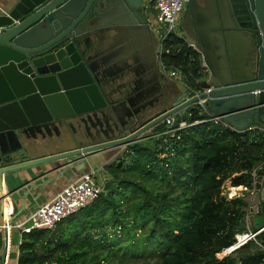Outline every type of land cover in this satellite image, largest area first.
<instances>
[{
	"label": "water",
	"instance_id": "water-1",
	"mask_svg": "<svg viewBox=\"0 0 264 264\" xmlns=\"http://www.w3.org/2000/svg\"><path fill=\"white\" fill-rule=\"evenodd\" d=\"M142 1L10 0L0 8V224L5 207L7 225L23 212L27 193L17 208L19 188L10 189L17 177L37 166L43 175L55 173L52 179L88 172L107 163L110 151L147 138L166 117L199 109L233 130L264 134V0H219L194 23L187 4L179 22L183 39L202 56L206 87H177L176 102L137 130L133 119L121 123L113 98L119 91L105 75L112 57L101 41L110 17L132 30L129 36L147 26ZM80 128L120 135L67 145ZM257 173L248 214L264 242V165Z\"/></svg>",
	"mask_w": 264,
	"mask_h": 264
},
{
	"label": "trees",
	"instance_id": "trees-1",
	"mask_svg": "<svg viewBox=\"0 0 264 264\" xmlns=\"http://www.w3.org/2000/svg\"><path fill=\"white\" fill-rule=\"evenodd\" d=\"M164 42L163 65L179 71L188 88H205L199 52L183 37ZM208 118L199 109L188 112V123ZM166 129L154 127L104 164V190L93 203L53 230L22 233L16 264H264L258 237L216 257L236 234L251 230L247 198L226 200L221 190L228 179L252 188L251 172L264 163L263 132L213 120L174 134ZM2 254L0 233V262Z\"/></svg>",
	"mask_w": 264,
	"mask_h": 264
},
{
	"label": "flooded vegetation",
	"instance_id": "flooded-vegetation-1",
	"mask_svg": "<svg viewBox=\"0 0 264 264\" xmlns=\"http://www.w3.org/2000/svg\"><path fill=\"white\" fill-rule=\"evenodd\" d=\"M217 1L219 0H186L182 13L189 4L194 16L192 23H194L199 14L208 11L212 3L215 4ZM224 9L226 10V6ZM141 13L148 20V24L139 28L132 36H129L132 30L112 25L111 22L116 17H110V22L107 24L108 29L103 31L101 41L106 50L105 53H110L112 57L111 68L107 69L105 75L112 83L111 85L119 91L113 97L115 103L119 104L118 108H115L120 112L117 115L121 116L120 121L123 124L125 119H133L131 121L134 124L132 130L139 129L161 111L170 108L176 102L177 87L184 90L188 88L181 80L170 77L168 69L162 66V48L166 39L161 40L159 34L154 30L152 18L154 13L147 5L146 0L142 1ZM185 25L188 26L187 23ZM178 28L181 37L187 38L180 22ZM117 115L115 114V117ZM117 118L119 119V117ZM149 133H146L145 136H148ZM119 135L115 131L96 134L92 130L80 128V134L77 137L72 135L66 144H87L92 140L116 139Z\"/></svg>",
	"mask_w": 264,
	"mask_h": 264
},
{
	"label": "built area",
	"instance_id": "built-area-1",
	"mask_svg": "<svg viewBox=\"0 0 264 264\" xmlns=\"http://www.w3.org/2000/svg\"><path fill=\"white\" fill-rule=\"evenodd\" d=\"M185 2L186 0H146L147 5H149L153 10V27L154 30L159 34L161 40H165L169 36L173 35L172 32L178 27L180 15ZM174 36L176 38L182 39V37L176 36V34ZM162 66L165 67L163 63ZM168 75L180 80V73L176 69L169 68ZM209 120L214 121L217 119L209 117L208 119L202 121L206 122ZM200 122L201 121L188 123L184 120L177 122L176 117L169 116L164 119L163 124H165L167 128L165 133L174 134L177 131L201 124ZM263 165L264 163L252 170L251 177L253 186L251 189H248L244 186H233L230 183L231 185L229 184V189L227 192H221V195L224 196L226 200H231L236 197H248L249 201H247L249 208L252 196L256 190L255 182L258 176L257 172L262 168ZM104 176L105 177L103 180L97 178V171L91 170L84 172L80 174V176L75 181L65 186L49 201L39 205L32 213L29 214L25 220L12 223V225H7L5 222L2 223L0 225V233L3 240V251L5 250V246H8L7 235L9 234L11 228H16L19 230L21 240L22 233H29L30 231L36 229L53 230L63 219L93 203L104 190L106 175ZM259 232L260 230L257 232L248 230L241 234H236L235 241L228 247H225L220 252L216 253V257L218 259L227 257L228 255L235 252L239 247L246 244L248 241L255 240L257 237L256 235Z\"/></svg>",
	"mask_w": 264,
	"mask_h": 264
},
{
	"label": "crops",
	"instance_id": "crops-1",
	"mask_svg": "<svg viewBox=\"0 0 264 264\" xmlns=\"http://www.w3.org/2000/svg\"><path fill=\"white\" fill-rule=\"evenodd\" d=\"M10 0H0V8H5V6L7 4H9ZM213 3L211 5V8L208 9V11L211 13L212 8H213ZM208 12V13H209ZM211 24V23H210ZM187 44H189L190 46H192L194 48V46L192 45V43L190 41H187ZM199 52V51H198ZM200 54V52H199ZM200 58H201V62H202V67L204 68V64L202 61V56L200 54ZM205 69V68H204ZM181 80V79H180ZM193 94V93H192ZM191 94V95H192ZM189 112V111H187ZM214 121H218L221 122L219 120H214ZM222 125L226 126L223 122ZM111 162V160H110ZM98 164H96L95 166H93L89 171L93 170V171H97V178L100 179L101 175L104 176V172L102 171L103 166H98ZM100 168V169H98ZM44 166H37L36 168H33L32 171H29L28 175H23L21 176V180L18 179L19 177H17V179L15 180L14 183H12L10 185V189L12 191H14L15 189H18L17 192H15L14 196H15V205L17 208H20L22 206V202H23V192L24 194L27 193L25 195L26 199H25V204H24V209L23 212L20 216H18L12 223L15 222H20L25 220L30 213H32L39 205L49 201L51 198H53L59 191H61L65 186H67L69 183H72L73 181H75L80 174L86 172H80L76 175H66V176H62L56 179H52L53 175L55 173H51L48 175H43L44 172ZM102 171V172H100ZM28 176V177H27ZM9 218L8 215V211L4 210V218H3V223L5 221H7ZM1 225V224H0ZM13 235H15L16 237V241L14 242V239L12 238ZM8 238V251L5 253H3L2 256V260L0 262V264H16V256H17V248L20 242V235H19V230H17L16 228H11L9 234L7 235ZM10 248V250H9ZM8 253V254H7ZM7 255V258H5Z\"/></svg>",
	"mask_w": 264,
	"mask_h": 264
},
{
	"label": "rangeland",
	"instance_id": "rangeland-1",
	"mask_svg": "<svg viewBox=\"0 0 264 264\" xmlns=\"http://www.w3.org/2000/svg\"><path fill=\"white\" fill-rule=\"evenodd\" d=\"M153 18V20H154V16L152 17ZM172 34L173 35H175L176 34V36H179V37H181V33H180V31H179V28L177 27L173 32H172ZM184 38V37H183ZM185 42L187 43V40H185ZM176 119H177V121H180V120H184V121H186V122H188V112L187 111H185V112H182L178 117H176ZM123 151H124V148H119V150H113V151H110L109 153H108V157H106V161H107V163H109L110 162V160L112 161V160H114V159H116L117 157H123ZM107 163H105V164H107ZM104 164L103 163H99V165L98 166H103ZM98 169H100V168H98ZM103 171V170H102ZM102 171H100V172H102ZM105 175V174H104ZM104 177L105 176H103V175H101V177H100V179H103L104 180ZM231 183V181H230V179H228V180H226L225 182H224V184H223V189L221 190V192L222 193H226L227 192V190L229 189V184ZM231 185V184H230ZM247 198V200L249 201V198L248 197H246ZM249 223H250V228H251V230H253V228L255 227V221H254V217H252V216H250V218H249ZM245 224H246V222H245ZM249 229L246 227V231H248ZM138 232V234H140V232H143V230H139V231H137ZM13 239H14V242L16 241V237H15V235H13V237H12ZM120 243H125V241H121ZM9 250H10V248H9ZM8 251V247H7V245L5 246V253ZM127 252V251H126ZM8 254V253H7ZM144 257H146V256H150V255H148L147 254V252L146 251H144V255H143ZM5 258H7V255H6V257ZM114 259L117 261L118 260V255H116L115 257H114ZM137 260H134V259H132V260H130V261H127V262H129V263H132V264H137V262H136ZM138 261H140L139 259H138ZM118 263V262H117ZM10 264H13V263H10Z\"/></svg>",
	"mask_w": 264,
	"mask_h": 264
}]
</instances>
